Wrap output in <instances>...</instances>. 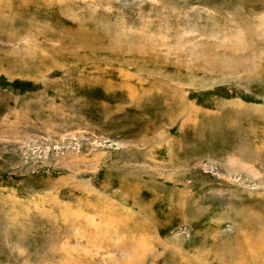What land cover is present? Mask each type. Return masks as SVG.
Masks as SVG:
<instances>
[{"label":"rangeland","instance_id":"rangeland-1","mask_svg":"<svg viewBox=\"0 0 264 264\" xmlns=\"http://www.w3.org/2000/svg\"><path fill=\"white\" fill-rule=\"evenodd\" d=\"M0 264H264V0H0Z\"/></svg>","mask_w":264,"mask_h":264}]
</instances>
